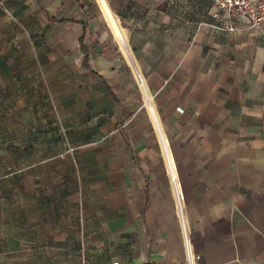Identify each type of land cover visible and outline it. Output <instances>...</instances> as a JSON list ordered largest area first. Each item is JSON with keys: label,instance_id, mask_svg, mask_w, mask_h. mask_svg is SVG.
Segmentation results:
<instances>
[{"label": "crops", "instance_id": "1", "mask_svg": "<svg viewBox=\"0 0 264 264\" xmlns=\"http://www.w3.org/2000/svg\"><path fill=\"white\" fill-rule=\"evenodd\" d=\"M100 1L0 0V260L264 264V39Z\"/></svg>", "mask_w": 264, "mask_h": 264}, {"label": "built area", "instance_id": "2", "mask_svg": "<svg viewBox=\"0 0 264 264\" xmlns=\"http://www.w3.org/2000/svg\"><path fill=\"white\" fill-rule=\"evenodd\" d=\"M214 6L221 14V27L229 31H235L239 28L247 27L252 30L253 34L264 39V0H212ZM139 75V73H138ZM142 84V88L146 97V101L143 103L150 113L154 116L152 101L154 97L148 92L145 85ZM155 120V133L161 140V143L166 151V145L163 137V131L156 119ZM168 155V171L174 172L176 169L174 162L171 160L170 154ZM177 217L180 224L184 225V212L180 199H178L177 205ZM117 264V263H115Z\"/></svg>", "mask_w": 264, "mask_h": 264}, {"label": "rangeland", "instance_id": "3", "mask_svg": "<svg viewBox=\"0 0 264 264\" xmlns=\"http://www.w3.org/2000/svg\"><path fill=\"white\" fill-rule=\"evenodd\" d=\"M167 0H164V3L166 2ZM201 4L203 5V7L206 9V8H208V6L206 5V3H205V0H202V1H199V0H194V2L193 3H187L186 4V6H191V5H193V7H194V9H195V7H197V5H198V8L199 7H201ZM213 5V4H212ZM180 7H181V5H179L178 4V7H176V9H180ZM184 7V6H183ZM197 8V9H198ZM195 11H196V9H195ZM18 40H20V41H22V42H24V38H19ZM17 201H20V196L18 195V198L16 199ZM50 244H54L53 242H50ZM0 245H5V246H7L8 245V242L6 241V242H3L2 241V243L0 242ZM51 247V246H50ZM22 248L24 249L25 248V245H23L22 246ZM37 250L39 251V248H37ZM48 259H45V261L44 260H42L40 257H38V258H33L32 259V264H64V263H66V261H67V264H76V261L75 262H73V260L72 259H64V258H62V257H58L57 256V252H56V250H55V248H49V250H48ZM69 260V261H68ZM8 263V258H4V259H1L0 260V264H7ZM17 264H24V258H17Z\"/></svg>", "mask_w": 264, "mask_h": 264}, {"label": "bare ground", "instance_id": "4", "mask_svg": "<svg viewBox=\"0 0 264 264\" xmlns=\"http://www.w3.org/2000/svg\"><path fill=\"white\" fill-rule=\"evenodd\" d=\"M104 3H106L105 0H102L99 2V9L102 13V15L112 24L118 25L119 24V16L117 13H115L112 9L109 8V6L104 7ZM122 33V31L120 32ZM134 58V57H133ZM138 67V66H137ZM139 69V68H138ZM140 78V77H139Z\"/></svg>", "mask_w": 264, "mask_h": 264}]
</instances>
